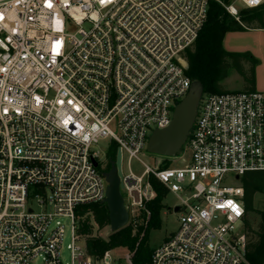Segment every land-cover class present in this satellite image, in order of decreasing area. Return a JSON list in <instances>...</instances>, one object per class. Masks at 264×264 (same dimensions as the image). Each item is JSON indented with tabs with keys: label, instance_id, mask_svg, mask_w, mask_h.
Returning <instances> with one entry per match:
<instances>
[{
	"label": "built area",
	"instance_id": "obj_1",
	"mask_svg": "<svg viewBox=\"0 0 264 264\" xmlns=\"http://www.w3.org/2000/svg\"><path fill=\"white\" fill-rule=\"evenodd\" d=\"M211 1L238 23L242 10L264 6L0 0V264H62L61 219L70 223L69 264H133L132 254L121 260L114 250L89 255L78 232L76 209L104 205L112 159L101 163L91 150L100 141L120 151L133 235L150 220L153 183L178 200V229L152 249L149 264H247L241 182L264 172V92L203 94L178 154L182 167L122 170L189 92L186 53Z\"/></svg>",
	"mask_w": 264,
	"mask_h": 264
},
{
	"label": "trees",
	"instance_id": "obj_2",
	"mask_svg": "<svg viewBox=\"0 0 264 264\" xmlns=\"http://www.w3.org/2000/svg\"><path fill=\"white\" fill-rule=\"evenodd\" d=\"M263 9L264 6L256 10H242L239 16L240 23H238L215 1L209 3L207 22L200 32L193 50L190 49L186 53V76L191 83H201L203 94L225 93L226 91L222 89L220 84L227 79L231 70L241 77L244 91L255 90V67L257 65L255 59L248 52H226L223 49L222 42L227 33L245 31L243 23L252 24L254 20L248 18ZM243 14H246V16H242ZM259 22L262 24L261 20ZM261 29H264V27ZM245 65L248 66L247 70ZM115 154L116 149L112 150V160H114ZM262 175H264V172H250L242 177L243 203L246 215L252 211L255 194L264 190V177ZM153 185L157 191V197L147 207L150 213V223H148L147 231L137 250H135V244L141 232L139 231L133 235L128 226L112 233L107 241L92 237L93 226L90 225V222L91 224L94 223L98 229H103L109 225L105 205H86L76 209L77 216L81 218L78 232L81 237L85 238L89 255L101 256L106 251L126 249L132 254L133 264H149L152 249L147 245L148 235L151 229L160 227L159 214L162 209V199L165 197L163 190L157 184L153 183ZM83 217L85 218L83 219ZM261 219V231L257 236V241L254 244L248 242L246 245L245 260L249 264H264V214ZM244 226L248 231L249 224L245 219Z\"/></svg>",
	"mask_w": 264,
	"mask_h": 264
},
{
	"label": "rangeland",
	"instance_id": "obj_3",
	"mask_svg": "<svg viewBox=\"0 0 264 264\" xmlns=\"http://www.w3.org/2000/svg\"><path fill=\"white\" fill-rule=\"evenodd\" d=\"M220 2L227 3L229 0H219ZM239 8L238 5H236ZM246 16V14L242 15ZM248 19L254 20V22L250 25L243 23L244 30H258L264 27V9L257 12L256 15L250 16ZM259 20H261L262 24H260ZM264 30V29H263ZM243 33V32H242ZM264 32L263 31H251L245 33L241 36H230L227 37L226 41L223 43V48L226 52H230V50H240L243 48H250V50L254 49L258 54H263L264 58ZM193 50V48L191 49ZM228 50V51H227ZM244 52V51H243ZM250 53L252 57L255 59L257 63L256 71H255V81L261 82L264 81V60L263 58H258L252 51H245L244 53ZM234 53V52H230ZM261 62V63H259ZM246 70L248 66L245 65ZM221 87L226 92H241L244 91V84L241 77L233 70L229 72V75L226 80H224L221 84ZM91 150L95 153H98V157L101 163H108L109 158L112 157V151L108 149V141H100L98 144L93 145ZM180 155L176 156V158H165L153 154H149L146 150H143L141 155L138 156L139 161L133 160L126 164V160H124L122 170L126 174L128 170L133 172L134 174H140L144 170V166L149 167L151 169L158 167L160 169L164 168H179L182 167L180 161ZM264 177V175H262ZM164 195V194H163ZM30 205H33V201H29ZM178 203L177 198L173 194H167L161 202L162 209L160 211V227L157 229H151L148 235L147 245L150 249L155 248L160 245L163 240L173 234L178 229V215L174 212L173 208ZM264 214V190L255 194L253 199V207L252 211L247 213L245 221L249 224V230L247 231V237L249 244H254L257 241V236L261 231V223H262V215ZM88 216V215H87ZM85 217H83L84 219ZM82 219V220H83ZM62 226L64 227V237L60 248V258L62 264H69L70 262V253L67 249V246L70 244V223L68 220L61 219L60 220ZM150 223V220L149 222ZM90 225L91 222H90ZM92 237L101 238L104 241H107L109 236L112 234L109 231V226L104 227L103 229H98L96 225H92ZM127 227V225H126ZM148 227V225H147ZM141 229V234L136 241L135 250L141 243L143 236L146 233V229ZM238 230L240 227L237 228ZM115 254L123 260L125 257L131 256L126 249H118L114 250ZM247 264H249L247 262Z\"/></svg>",
	"mask_w": 264,
	"mask_h": 264
},
{
	"label": "water",
	"instance_id": "obj_4",
	"mask_svg": "<svg viewBox=\"0 0 264 264\" xmlns=\"http://www.w3.org/2000/svg\"><path fill=\"white\" fill-rule=\"evenodd\" d=\"M203 95L201 83L192 82L185 98L176 105L170 125L164 130H155L148 139L146 152L149 154L175 158L185 146L197 114V108ZM96 167V162L93 161ZM107 184L105 205L109 218V231L115 233L126 227L128 214L121 196L122 172L121 154L117 150L114 160L109 162V170L103 173ZM236 179H238L236 177ZM178 208L174 209L176 213Z\"/></svg>",
	"mask_w": 264,
	"mask_h": 264
},
{
	"label": "crops",
	"instance_id": "obj_5",
	"mask_svg": "<svg viewBox=\"0 0 264 264\" xmlns=\"http://www.w3.org/2000/svg\"><path fill=\"white\" fill-rule=\"evenodd\" d=\"M251 31H263L264 32V30L263 29H258V30H245V31H242V32H231V33H227L225 36H224V39H223V42H222V45H223V43H224V41H226V39H227V37H229V35L231 36H241V35H244L245 33L247 34V32H251ZM264 39V38H263ZM224 49V48H223ZM228 51V50H227ZM245 51H252L253 53H254V55H256L258 58L260 57V58H263L262 56H263V54L261 55V54H257L256 52H255V50L254 49H252V50H250V48H243V49H240V50H237V51H234V50H230V52H234V53H244ZM263 60H264V58H263ZM259 63H261V62H259ZM256 67H257V65H256ZM256 67H255V71H256ZM255 90L256 91H260V92H264V81H261V82H257V80L255 81ZM168 237V236H167ZM166 237V238H167ZM165 238V239H166ZM164 239V240H165ZM163 240V241H164Z\"/></svg>",
	"mask_w": 264,
	"mask_h": 264
}]
</instances>
